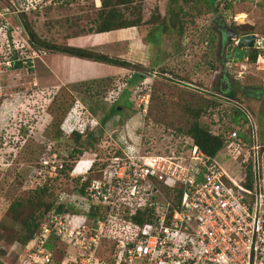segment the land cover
<instances>
[{
  "label": "rangeland",
  "instance_id": "rangeland-1",
  "mask_svg": "<svg viewBox=\"0 0 264 264\" xmlns=\"http://www.w3.org/2000/svg\"><path fill=\"white\" fill-rule=\"evenodd\" d=\"M26 1L28 8H24V5L22 12L25 13L24 25L30 27L38 41L65 46L74 39L70 36H99L95 34V28L99 21L101 0H73L69 3L66 0H56L54 6L49 9L37 6L35 1ZM207 2L214 0H130L115 4L116 11L121 12L124 17L136 19L137 15L141 16L142 21L137 26L126 28L127 37L124 38L127 41L136 34L141 53L134 62L132 42L122 44V59L130 61L133 66L123 67L121 74L107 77L109 83H101L105 77L96 81L61 84L56 79L60 71L54 68L53 61L49 60L55 51L43 46L40 53L36 52L39 57L34 56L31 66L11 68L3 72L0 95V264H23V258L35 256L34 252L37 253L40 246V226L44 222L51 224L49 211L54 206H64L68 201L75 199L76 204L83 208L84 201L78 199L80 196L77 194L68 199L72 192H78L76 188L81 187V180L76 182L75 179L83 178L85 168L91 167L92 160L98 158V153L105 157L107 153L119 147L120 135L126 141L124 144L140 147L143 153L187 154L190 140L177 131L178 127H187V106L195 110L207 107V112L201 114L200 120L205 123L215 121L216 124L212 123V130L221 135L225 134L232 121L220 117L217 110L226 106L229 111L233 110V113L235 110L229 105L230 102L223 100L219 101L221 105L218 107L210 108L209 104L210 92L220 93L216 81L221 75L227 74L229 81L237 83L238 87L258 89L250 93L251 97L246 95L244 99L245 105L248 104L247 108L254 115H251V119H255L257 135H260L261 139L264 138V72L254 70L250 60L240 65H230L229 58L224 61L218 55V50L225 55L229 44L227 42L220 48L221 31L226 39V27L236 31L234 27L243 25L244 30L256 33V37L264 40V0H231L228 10L221 15L218 22L214 19L215 12L212 14V11L207 9ZM16 7L17 10L9 16L22 10L18 4ZM235 15L236 20L233 18ZM9 16L0 18V22L2 19L7 22ZM158 27L161 29L160 34L156 29ZM1 29L3 28H0L2 53L12 45L20 47L29 36L27 30L21 26H16L10 31L11 39ZM152 55L156 56L154 61ZM84 59L86 60H82ZM73 66L71 63L70 69ZM238 71H241L240 74ZM161 72L163 74H160ZM133 73L142 78L138 80V87L135 86L137 88L134 96L131 95L134 113L129 109L130 113L126 111L119 119L113 117V120L101 126L98 118L88 113L91 105L108 103L107 98L111 96L112 90L123 87L122 78H126V83L129 75L130 79H138ZM154 73L156 76L152 79L151 75ZM118 78L121 79L120 82ZM95 90L97 92L90 96ZM148 91L150 94L152 91V96H149L143 111L139 103L142 95ZM238 94L242 97V93ZM247 113V110L242 111V114ZM88 116L92 118L90 128L97 130L102 127L100 144L97 149H85L80 156L75 155L73 158L70 154L79 144L71 138L57 137L55 131L62 127L69 133ZM245 130L244 127L243 131ZM262 158L261 188L264 193V153ZM66 162L72 165L71 169L75 166L67 176L62 171ZM218 163L232 177H240V170L243 169L230 156L221 155ZM76 167L79 172L75 170ZM93 168L95 170L97 167L93 166L88 174ZM43 185L47 193L42 199L53 206L47 211L43 206L35 210L34 215L40 221L39 228L34 232L32 239L22 242V226L20 222L8 218L7 209L16 197L26 198L31 194L29 189ZM65 209L69 214L73 213V209ZM77 213L75 220L79 222L84 216ZM86 220L91 218L86 217ZM73 227L78 228L77 224ZM107 248L98 249L100 257L109 256ZM27 250L31 252L29 255H26ZM49 252L50 263H60L52 250ZM71 253V248L65 245L60 260L68 263Z\"/></svg>",
  "mask_w": 264,
  "mask_h": 264
},
{
  "label": "built area",
  "instance_id": "built-area-1",
  "mask_svg": "<svg viewBox=\"0 0 264 264\" xmlns=\"http://www.w3.org/2000/svg\"><path fill=\"white\" fill-rule=\"evenodd\" d=\"M55 1L45 0L44 4ZM230 1L214 0L217 13L226 12ZM5 15L0 11V18ZM233 18L236 20V15ZM231 39L235 46L238 37ZM250 51L255 52L251 61L254 70L264 72V40L258 37L246 57L242 61L229 60L230 65L248 61ZM36 52L31 49L28 56L19 58L21 67L31 66L34 56H39ZM13 62L0 61V95L2 74L13 68ZM149 96L148 91L141 97L139 106L143 111ZM251 115L249 111L242 114L233 129L224 134L228 156L243 169L238 178L195 143L187 154L143 153L140 147L124 144L120 136L119 148L124 156L97 168V175L87 181L84 193L68 196L70 200L77 194L87 209L92 207L100 215L86 220L87 215L81 214L84 219L78 222V213L58 212L54 206L49 211L51 224L40 226L38 252L23 258V264H52L51 249L45 246L52 235L73 252L68 263L60 260L58 264H264V144ZM243 122L246 140L239 135ZM250 164L253 167L248 177ZM91 168H85L80 185ZM248 178L251 186L246 185ZM67 203L78 206L75 199ZM138 212L144 219L141 224L131 220ZM103 241L112 244L109 260L97 256ZM30 253L27 250L26 255Z\"/></svg>",
  "mask_w": 264,
  "mask_h": 264
},
{
  "label": "trees",
  "instance_id": "trees-1",
  "mask_svg": "<svg viewBox=\"0 0 264 264\" xmlns=\"http://www.w3.org/2000/svg\"><path fill=\"white\" fill-rule=\"evenodd\" d=\"M30 1L34 2L36 0H30ZM44 1L45 0H40L36 2L35 4L39 7L44 6V8H47V9L51 8V6H54V4L45 5ZM66 1L69 3L70 1H73V0H66ZM123 2H130V0H101V7L98 13L99 21L95 28L96 32H107L109 30L127 28L130 26H137L142 21V18L139 15H137L136 19H130V18L124 17V15L121 12L116 11L115 4H121ZM0 3H2L0 5V11L3 13H6V16H9V14H12V12L10 11H16L15 10L16 4H18V6H21V9H22L18 12V14L9 16L7 22L5 19H2L1 20L2 22H0V24L2 25V26L0 25V28H3L1 30H4L7 33L8 38L11 39L12 34L10 33V31H12L13 28H16V26L17 27L21 26V28H23L25 31L27 30L29 34V36H27L26 42L22 43L20 47H15L12 45L8 50L4 51V53L0 51V61L7 60V59L13 60L14 62L12 66L15 69H19L21 67V61L18 59L28 56L30 48L35 49L37 52L40 53L41 51L40 49L42 48V46L46 47L47 49L55 51V53H60V54L68 55V56L86 58V59H90L93 61L104 62V63L113 64V65L122 66V67H132L133 66L132 65L133 63L127 60L110 57L107 54L96 52L94 50H90L87 48L74 46V45L59 46V45L47 43L44 41H38L36 39L35 33L30 29V27L28 25H24L26 24L25 16H24L25 13H22V12L24 8L27 7L28 2L26 0H0ZM207 3H208L207 9L211 10L212 14H213V11L216 14L217 6H215L213 2L211 3L207 2ZM225 10H228V5L225 7ZM218 14H219L218 17L217 16L214 17L215 22H218V19L221 20V15L223 13H218ZM15 17L17 18L15 19ZM156 29H158V33L160 34V31H161L160 27ZM223 46H224V43L221 40L220 48H223ZM218 55L220 56L219 58H222L224 61H226L227 57L220 50H218ZM248 58L250 61H253L255 58V52L250 51L248 54ZM222 59L221 61H223ZM160 74H163V73L161 72ZM135 75L138 77V79L136 81L135 79L134 80L130 79L129 77L130 75H129L128 83L125 82L126 78H122L123 87L120 86L112 90L111 96L107 98L109 99L108 103H96V105H93V106L91 105V108L89 109L88 113L93 115V117L98 118L100 122L99 124H101V126L105 125L106 122L111 121L113 117L116 119L117 118L119 119V117H121L122 114H125L126 111H129V109L130 111L133 110L132 113H134L135 109L134 108L132 109L133 104H131V102L133 101V98L131 97V95L134 96L133 93L138 87L137 86L138 80H140L141 78L139 74H135ZM120 80L118 79V82H120ZM93 81H96V80H93ZM103 82H108L107 78L102 79L101 83L103 84ZM131 82H134V83H131ZM226 89H225V92H221L220 87H219L218 88V91L220 92L219 94L210 92L209 97L211 99L210 100L211 102L209 104L211 108L214 106L218 107V105H221V103L219 102L220 100H223L224 102H230L229 105L235 110V113H233V110L229 111L227 106L223 107L222 110L218 109L217 113L220 117L222 118L224 117L226 119L228 118L232 121V125L229 128V130H231L233 129L234 124L238 123V120L240 119V116L242 115L243 110H247L251 114L252 112L250 111V109L247 108L248 104L246 103L247 105H245L244 98H245L246 93L244 92V90H242V97H241L240 94H238L239 89L237 90L235 89L229 90L228 88ZM126 90L129 93L126 92ZM140 91H143V89H140ZM95 92H97V90L93 91L90 94V96L95 94ZM151 96H152V91L150 94V98ZM186 110H187L186 112L188 115L187 116L188 117L187 127H178L177 131L189 138L190 142L188 146L190 147L193 143L197 144L207 156H209L212 159H215L217 162H218V158L221 155L225 154L226 156H228L227 149L225 147L224 134L221 135L220 133H215V131L212 130L211 128L212 123L214 124L215 121L210 122V123H205L200 120L201 114L202 113L204 114L207 112L208 110L207 107L204 109L197 108L195 110L192 107L187 106ZM90 121H92V118L91 116L90 118L88 116V118L81 120V123L77 125L69 133L66 131L64 132V130H62L60 127L57 128L55 131V134L57 135V137L71 138L72 140H74V142L79 144L77 145V147L73 148L70 154V156L73 158L75 155L80 156V154L83 153L85 149L86 150L88 148L97 149L98 145L100 144L99 142L101 138L100 132H102L100 128L102 127L100 126V128H97V130L94 128H90L89 127ZM244 122L246 123V120ZM244 122L240 124L239 135L242 136L244 140H246L248 139V137L246 136L242 128V127L246 128ZM260 142L264 144V138L263 139L260 138ZM144 151L146 150L144 149ZM98 155H99L97 156L98 158L95 157V159L92 160V163H91L92 167L93 166L97 168L105 167L107 164L111 162V160L119 159L124 156L123 152L121 151L119 147L114 149L113 152L107 153L105 157H102L99 153ZM71 167L72 165H70L67 162L65 163V165L63 164L62 171L65 174V176H67L69 174V171L74 168L73 167L71 169ZM252 167L253 166L250 164L249 168L246 169L248 177H250ZM97 168H95V170L94 168L92 169V172H90L92 174L87 173L88 175H87L86 181H84L81 187L76 188L78 192H80L81 194L84 193V188L86 186L87 181H89L92 177L97 175V172H96ZM78 180H79V177L75 179L76 182H78ZM246 185L251 186L250 178H248ZM29 190H30L29 192L31 193L30 196L26 198L22 196L16 197L7 209L8 218H10L12 221L20 222L22 226V232L20 235V240L22 242H26L27 240L32 238L34 232L39 228L40 221H38L34 215L35 210L43 206L44 210L47 211V210H50L53 206L52 203H48V201L44 202L42 199V196L45 195V193H47L45 185L34 187L33 189H29ZM86 205H87L86 202H84V205H82L83 208L79 204L78 206L68 205V204L64 206L58 205L56 211L58 212H62L64 210L67 211V209L65 208L73 209L72 212H76V213L79 212L80 214H85L87 215L88 218H91V219L97 217L98 214L100 215V213H98V210H95L92 207H89V209H87ZM131 220H133L137 224H141L144 221V219L141 216V213L139 212L136 215L132 216ZM16 234H19V232H16ZM64 244L65 243H63L62 240H59L58 237H55L54 235H52L45 242V246L51 249L54 253V256H56L57 259L59 260L65 251ZM111 246L112 244L109 243V241H103V243H101L100 245V248L106 249L108 247L107 249L110 251ZM97 255L100 257L99 252H97ZM101 258L105 260H109L108 259L109 256H106V257L101 256ZM52 264H58V263H55L54 261ZM200 264H209V263L202 262Z\"/></svg>",
  "mask_w": 264,
  "mask_h": 264
},
{
  "label": "crops",
  "instance_id": "crops-1",
  "mask_svg": "<svg viewBox=\"0 0 264 264\" xmlns=\"http://www.w3.org/2000/svg\"><path fill=\"white\" fill-rule=\"evenodd\" d=\"M95 34H98L99 36H95L94 38H91L92 36H86V34L70 36L72 37L71 39L74 38V41L72 40L67 42V45H74L87 48L96 52L107 54L110 57L122 59L123 48H121V45L132 42V50L135 54V58L133 59L134 62L137 61V57L138 54L141 53V49H138V38L136 34L132 35V33H129L132 36L127 41H125L126 39H124L127 37L126 28L109 30L107 32H96ZM146 48L148 49L149 47ZM82 59L83 58L68 56L60 53H55L49 57L50 62L53 61L52 63L54 65V68L60 71L59 75L57 74L58 76H56V79L61 84L77 82L82 83L88 80H99L101 78L115 76L123 72L121 71L123 67L120 66L93 61L90 59ZM154 59H156V56L152 55V61H154ZM71 63H73L74 65L72 69H70ZM78 70L80 71L78 72ZM61 129L65 131V129H63L62 127Z\"/></svg>",
  "mask_w": 264,
  "mask_h": 264
},
{
  "label": "water",
  "instance_id": "water-1",
  "mask_svg": "<svg viewBox=\"0 0 264 264\" xmlns=\"http://www.w3.org/2000/svg\"><path fill=\"white\" fill-rule=\"evenodd\" d=\"M218 17V15H216ZM237 30L234 32H229L226 30L227 35H225L228 42L231 41L232 37H238L237 44H228L226 51L229 60L242 61L246 55L249 48L253 46L256 35L250 31L243 29V25H237L235 27ZM241 32V33H240Z\"/></svg>",
  "mask_w": 264,
  "mask_h": 264
},
{
  "label": "flooded vegetation",
  "instance_id": "flooded-vegetation-1",
  "mask_svg": "<svg viewBox=\"0 0 264 264\" xmlns=\"http://www.w3.org/2000/svg\"><path fill=\"white\" fill-rule=\"evenodd\" d=\"M226 30L229 32V34H230V31L234 32V29L229 28V27H226ZM221 34H222V42L224 44L227 43L228 41L226 39H224V34L222 33V31H221ZM230 43L232 44L233 42L230 41L229 44ZM225 56L228 58L227 51L225 52ZM216 82H217L216 84L220 87L221 92H225L226 88H228L229 90H231V89H233V90L234 89L235 90L239 89L238 93H242V90H244V92L246 93L245 96L247 95L248 97H251L250 93L258 90L256 88L254 89L253 87H247V88L245 86L244 87H241V86L238 87L237 83H235L233 81H229V78L227 77V74L226 75H221ZM224 86H225V88H224ZM250 88H253V89L251 90ZM257 94L259 95L260 92H257ZM257 99H259V98L257 97Z\"/></svg>",
  "mask_w": 264,
  "mask_h": 264
},
{
  "label": "clouds",
  "instance_id": "clouds-1",
  "mask_svg": "<svg viewBox=\"0 0 264 264\" xmlns=\"http://www.w3.org/2000/svg\"><path fill=\"white\" fill-rule=\"evenodd\" d=\"M16 8H17V7H16ZM216 15H219V14L216 12L215 16H216ZM231 41H232V40H231ZM38 57H39V56H38ZM74 167H75V166H74ZM73 169H74V168H73ZM88 169H89V168H88Z\"/></svg>",
  "mask_w": 264,
  "mask_h": 264
},
{
  "label": "bare ground",
  "instance_id": "bare-ground-1",
  "mask_svg": "<svg viewBox=\"0 0 264 264\" xmlns=\"http://www.w3.org/2000/svg\"><path fill=\"white\" fill-rule=\"evenodd\" d=\"M75 170H77V172H79L80 170L78 169V167H76V169Z\"/></svg>",
  "mask_w": 264,
  "mask_h": 264
}]
</instances>
